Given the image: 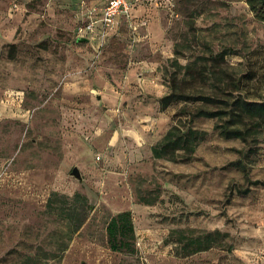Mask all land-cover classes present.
<instances>
[{"label": "rangeland", "instance_id": "1", "mask_svg": "<svg viewBox=\"0 0 264 264\" xmlns=\"http://www.w3.org/2000/svg\"><path fill=\"white\" fill-rule=\"evenodd\" d=\"M101 1L0 0V264H264V136L248 181L239 138L190 102L160 103L186 65L190 84L218 71L264 90V0H142L103 39L79 37ZM176 122L206 134L188 159L154 157ZM124 210L132 253L107 243ZM213 230L185 253L179 233Z\"/></svg>", "mask_w": 264, "mask_h": 264}, {"label": "trees", "instance_id": "2", "mask_svg": "<svg viewBox=\"0 0 264 264\" xmlns=\"http://www.w3.org/2000/svg\"><path fill=\"white\" fill-rule=\"evenodd\" d=\"M264 3V1H261ZM250 6L254 5L250 3ZM179 69H182L176 63ZM182 77L177 78L174 72L168 77L169 91L160 99L164 108L172 102H190L193 110L191 117L204 116L215 119L214 128L224 137L239 138L246 149L242 148L239 158L232 162L244 170L245 178L249 181L246 172L244 157L251 151L261 136H264V90L259 91L256 97H247L242 91L240 78L223 79L218 71L212 72L215 81L209 85H195L186 81L185 77L191 75L188 65L182 69ZM202 75L203 73L200 72ZM199 75V72H198ZM205 131L196 129L190 124L176 122L172 124L165 134L154 145L151 152L154 157L188 159L195 151L198 143L204 138ZM258 182L259 181H255ZM248 189H242L246 192ZM107 243L111 250L119 252L134 251L135 231L131 213L128 210L119 211L107 221ZM186 242L183 244L185 253L205 250L213 246L217 236L223 233L218 230L200 231L191 236L179 233Z\"/></svg>", "mask_w": 264, "mask_h": 264}, {"label": "built area", "instance_id": "3", "mask_svg": "<svg viewBox=\"0 0 264 264\" xmlns=\"http://www.w3.org/2000/svg\"><path fill=\"white\" fill-rule=\"evenodd\" d=\"M133 5L134 0H108L101 6L86 7L76 29L77 35L88 37L97 32V36L103 39L108 29L115 25L117 17L129 16Z\"/></svg>", "mask_w": 264, "mask_h": 264}, {"label": "crops", "instance_id": "4", "mask_svg": "<svg viewBox=\"0 0 264 264\" xmlns=\"http://www.w3.org/2000/svg\"><path fill=\"white\" fill-rule=\"evenodd\" d=\"M108 0H103V1H101V3H96V2H94V3H91L92 5L91 6H97V5H103L104 3H106ZM139 2H142V0H134V5H133V7H132V9H131V11L133 10V8H134V6L137 4V3H139ZM121 19V17H117V19H116V23L119 21ZM97 31V30H96ZM97 32H95L94 34H92V35H88V38L89 39H92V38H95V37H97V34H96ZM87 38V39H88Z\"/></svg>", "mask_w": 264, "mask_h": 264}, {"label": "water", "instance_id": "5", "mask_svg": "<svg viewBox=\"0 0 264 264\" xmlns=\"http://www.w3.org/2000/svg\"><path fill=\"white\" fill-rule=\"evenodd\" d=\"M70 174L73 176V177H75L76 179H78V180H82V176H81V174H80V171H79V169L76 167V166H73L72 167V169H71V171H70Z\"/></svg>", "mask_w": 264, "mask_h": 264}]
</instances>
